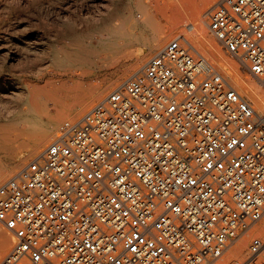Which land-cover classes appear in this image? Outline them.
I'll use <instances>...</instances> for the list:
<instances>
[{"label":"built area","instance_id":"obj_1","mask_svg":"<svg viewBox=\"0 0 264 264\" xmlns=\"http://www.w3.org/2000/svg\"><path fill=\"white\" fill-rule=\"evenodd\" d=\"M209 27L264 86V0H218ZM188 41L0 183V264H212L264 218V113Z\"/></svg>","mask_w":264,"mask_h":264},{"label":"bare ground","instance_id":"obj_2","mask_svg":"<svg viewBox=\"0 0 264 264\" xmlns=\"http://www.w3.org/2000/svg\"><path fill=\"white\" fill-rule=\"evenodd\" d=\"M206 1L18 0L7 9L9 0H0V13L7 9L4 17L0 14V183L36 159L59 136L62 125L76 121L112 87L122 86L183 27L179 34H193L216 64L195 42H188L263 114V84L238 72L234 60L214 41L210 12L218 0L210 7ZM49 6L62 22L58 20L50 33L44 19ZM78 6L87 16L74 20ZM32 7L40 8L38 17H32ZM157 14L169 16L173 28L158 23ZM146 29L153 30V36L139 51L136 44ZM102 77L106 84L97 82ZM251 231L264 237V224ZM10 237L0 229V262L12 246ZM239 238L219 264H241L238 256L246 253L251 234Z\"/></svg>","mask_w":264,"mask_h":264},{"label":"rangeland","instance_id":"obj_3","mask_svg":"<svg viewBox=\"0 0 264 264\" xmlns=\"http://www.w3.org/2000/svg\"><path fill=\"white\" fill-rule=\"evenodd\" d=\"M163 1H165V0H161V2H163ZM211 1V2H210ZM217 0H207L206 1V4H208V6L210 7L211 5L213 6V4H210V3H214V2H216ZM9 2H10V0H9ZM16 2V3H15ZM17 2H18V0H13V1H11L10 2V4H8L7 5V9L11 6V8L12 7H14L16 4H17ZM51 6H49V10H48V15H47V18L45 17L44 19L49 23V29H48V32L50 33V32H52V29H53V27L55 26V25H57L58 23H60L61 22V20H59V19H57V18H55L54 16H53V9H51L50 8ZM79 7V6H78ZM77 7V9H75V11H73L72 12V18L74 19V20H76V19H80V18H84V17H86L87 16V14H86V12H85V10H83L82 8H81V6L78 8ZM7 9H6V11H7ZM40 9V8H39ZM38 9V7H32L31 8V12H32V17H38L37 15H39L36 11H38L39 10ZM6 11H1V16L2 17H4L5 15H6ZM82 11V12H81ZM3 12V13H2ZM76 12V13H75ZM49 13H50V15H49ZM2 14H4V16L2 15ZM52 15V16H51ZM156 18H157V21H158V23H160L162 26H164V27H168V28H173V24H172V21H171V18H169V16H165L164 14H157L156 15ZM60 22H59V21ZM57 22V23H56ZM56 23V24H55ZM62 23V22H61ZM58 26V25H57ZM59 26H61V25H59ZM52 27V28H51ZM184 28V27H183ZM183 28L182 29H180V30H178V31H173V33H171L170 34V36H169V40H168V42H170L172 39H174V37L177 35V34H179V33H181L182 31H184L185 30V28H184V30H183ZM142 33H143V35H144V39L143 40H141V41H138L137 42V44H136V46L138 47V50L139 51H143L144 49H145V44H147V42H148V40L149 39H152V36H153V30H151V29H146V30H143L142 31ZM210 34H211V32H210ZM211 36H212V38L214 39V41L223 49V51L225 52V54L227 55V56H229L230 58H232L233 60H234V62L236 63V65H237V71L238 72H240V73H242L243 75H248V76H251V77H253L254 79H256L257 81H259V79L258 78H256L249 70H248V68L244 65V64H242L240 61H239V59L237 58V57H235V56H233L232 54H230V53H228L226 50H225V48L221 45V43L218 41V39L213 35V34H211ZM186 37L187 38H189V40H191V41H193V42H195V46L210 60V61H212L214 64H216L212 59H211V57L210 56H208V54L206 53V51H204L203 50V48H202V45L200 44V42H199V40L193 35V34H186ZM153 56V55H152ZM152 56H150L149 58H151ZM149 58H148V60H149ZM218 65V64H217ZM219 66V65H218ZM224 71V70H223ZM225 73H226V71H224ZM231 73H234L233 75H235V70H233V72H231ZM227 74V73H226ZM228 75V74H227ZM229 76V75H228ZM231 77V79H232V76H230ZM106 79L104 78V77H102V78H100L99 80H97V82L99 83V84H106ZM94 81H92V80H87V83L88 84H91V83H93ZM113 89H114V87H112L110 90H109V92H108V94L110 93V92H112L113 91ZM115 90V89H114ZM100 100H98L96 103H94L93 105H95V104H97L98 102H99ZM93 105L91 106V107H89L82 115H84L87 111H89L92 107H93ZM81 115V116H82ZM80 116V117H81ZM79 117V118H80ZM78 118V119H79ZM77 119V120H78ZM54 141V140H53ZM51 143V142H50ZM49 145V144H48ZM262 224H264V218H262L259 222H257V223H255V224H253V226L251 227V228H249L248 230H245L242 234H241V236H244V235H246V234H248V233H250L251 234V239H250V242H249V245H248V249H247V251H246V253L244 254V255H240V256H238L239 257V260H240V262H241V264H244V262H246V261H250V259H252L253 258V262L251 263V264H264V246H263V250L261 251V252H258V253H256V254H253L252 253V243H253V241H254V239H256V238H260V239H262L263 241H264V237L262 236V235H259L258 233H252V228H255V227H258V226H261ZM3 228V229H2ZM0 229L1 230H3L4 232H6L9 236L11 235V247H10V249L13 247V234H11L8 230H6L3 226H2V224H0ZM9 232V233H8ZM240 239V238H239ZM237 241V240H236ZM233 242L230 246H229V248L227 249V251L223 254V256L221 257V258H219L218 260H216V261H214L212 264H219V262H222V260H224V257H226L227 255H228V253L230 252V249H232V247L236 244V243H238L240 240H238V242ZM10 249L8 250V252L10 251ZM7 252V253H8ZM7 253L5 254V256L7 255ZM4 256V257H5ZM3 257V258H4ZM3 258H2V260H3ZM1 260V261H2Z\"/></svg>","mask_w":264,"mask_h":264}]
</instances>
